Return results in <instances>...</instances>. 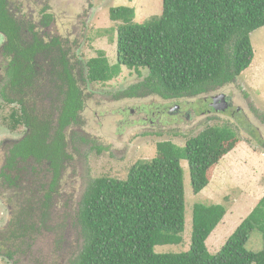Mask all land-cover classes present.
Wrapping results in <instances>:
<instances>
[{
	"label": "trees",
	"instance_id": "16d2710c",
	"mask_svg": "<svg viewBox=\"0 0 264 264\" xmlns=\"http://www.w3.org/2000/svg\"><path fill=\"white\" fill-rule=\"evenodd\" d=\"M10 1L0 0V97L18 105L8 115L9 127L23 126L24 133L6 148L0 182L21 188L14 193L19 196L3 230L4 241L15 244L42 228L53 231L54 225L46 222L57 212L64 169L73 163L76 142L86 144L89 139L74 130L83 125L80 113L87 98L74 72L80 61H74L66 40L47 32L53 21V15L45 13L47 7L34 25L30 18L17 16L19 10L9 8ZM134 16L132 7L110 8L109 19L120 22L115 63L109 64L98 49L86 62V80L109 81L121 67L138 76L146 69L147 76L119 92V99L155 94L178 100L232 84L250 66V33L264 28V0H162L158 16L141 23L133 22ZM78 74L83 82L81 68ZM234 136L229 126H209L183 146L158 142V157L134 163L124 179H93L80 199L75 226L81 249L71 264H264V195L215 253L209 252L206 240L226 214L221 203L193 204L186 251H154L156 245L182 242L180 161L187 162L192 192L199 194L208 182L206 170L226 153ZM30 171L41 179L32 180ZM254 230L262 240L258 250L249 247ZM0 254L11 258L14 252Z\"/></svg>",
	"mask_w": 264,
	"mask_h": 264
},
{
	"label": "rangeland",
	"instance_id": "374dc122",
	"mask_svg": "<svg viewBox=\"0 0 264 264\" xmlns=\"http://www.w3.org/2000/svg\"><path fill=\"white\" fill-rule=\"evenodd\" d=\"M20 13L38 25L41 10L53 15L47 32L59 36L69 44L74 61H80L74 70L79 86L87 98L80 113L82 126L74 127L89 139L76 142L72 165L63 172L57 187L56 213L53 231L31 234L26 240L4 241V232L11 209L16 205L20 189L0 182V252H14L11 258L0 254V264H71L81 249L76 230V216L82 194L95 178L124 179L136 162H151L158 157L156 144L171 141L183 146L185 142L209 126H229L235 136L230 140L218 162L206 170L208 182L199 194L190 185L187 162L184 169L185 223L180 244L156 245L157 253L183 252L189 248L191 213L194 203L223 204L226 214L206 240L210 253H215L239 222L246 217L264 195V28L250 33L253 59L236 81L211 93L178 100L163 99L149 94L141 97L120 98L119 92L141 82L146 69L138 76L133 69L121 67L119 75L109 81L90 82L87 61L98 49L104 51L109 64L115 63L116 28L120 22L109 19V10L117 6L134 9L133 22L141 23L158 16L162 0H15ZM25 17V18H26ZM42 32L41 27L36 28ZM48 37H44L46 40ZM4 41L0 34V47ZM4 61L0 55V74ZM82 70V79L78 74ZM1 88V84H0ZM224 94L231 98L230 111L210 108L212 97ZM209 112L199 114L201 110ZM17 104L5 103L0 97V168L7 141L24 133V127L10 129L8 115ZM172 112V113H169ZM254 133L252 136L251 132ZM79 133V132H78ZM262 141L259 142L258 140ZM21 164L20 168H23ZM25 170H23L24 172ZM37 174L38 172L35 171ZM33 171L29 176L40 178ZM34 187L33 182L30 183ZM7 188V189H6ZM36 195V194H35ZM4 202L6 204H4ZM8 206V207H7ZM8 208V209H7ZM256 231H252L255 233ZM251 233V234H252ZM33 238V240H32ZM259 235H251L249 247L261 248Z\"/></svg>",
	"mask_w": 264,
	"mask_h": 264
},
{
	"label": "flooded vegetation",
	"instance_id": "af4514ba",
	"mask_svg": "<svg viewBox=\"0 0 264 264\" xmlns=\"http://www.w3.org/2000/svg\"><path fill=\"white\" fill-rule=\"evenodd\" d=\"M15 0H12V1H10V3H9V8L11 7V8H13V9H17V10H20L19 8H18V6H19V2H17V4L15 5V2H14ZM17 16H19V17H24L25 15H22L21 13H20V11L17 13ZM210 98V101H209V105H210V108L212 109V110H214L213 108H212V101H211V97H209ZM225 100V101H224ZM224 100H222V99H219L217 102H216V104L218 105V107H222V110H227V112L228 111H230V109L232 108V102H231V98L230 97H228V96H226L225 97V99ZM210 110L207 108V109H205V110H201L200 112H199V114H204L205 112H209ZM173 112V111H172ZM172 112H170L169 111V113H172ZM15 141H16V139H15ZM14 140H9V141H7V143L6 144H8V145H10V144H12V143H14L15 142ZM5 152H6V149H5V151H4V157H3V164H2V167L4 166V164H5V162H6V156H5ZM2 167L0 168V171L2 170ZM7 172V171H6ZM44 173L45 172H42V175H44ZM22 186H24L25 185V183H26V179L24 178V177H22ZM38 180H40V178H37ZM8 181H4L3 182V185L5 186V187H7L8 188ZM14 186V185H13ZM6 188V189H7ZM52 195H54V194H52ZM54 199H55V197H53ZM8 209V208H7ZM9 218H8V220L7 221H5L6 222V224L8 225L9 224V222H10V215L8 216ZM54 220H55V216H50V218L47 220V222L46 223H49V224H52L53 222H54ZM6 225V226H7ZM6 228V227H5ZM4 228V229H5ZM4 229H2V230H4ZM45 230H47L46 228H42V231H45ZM41 231V232H42ZM4 232V231H3ZM39 234V233H38Z\"/></svg>",
	"mask_w": 264,
	"mask_h": 264
},
{
	"label": "water",
	"instance_id": "95a60500",
	"mask_svg": "<svg viewBox=\"0 0 264 264\" xmlns=\"http://www.w3.org/2000/svg\"><path fill=\"white\" fill-rule=\"evenodd\" d=\"M219 99H222L224 100L225 99V95L224 94H220L218 95L217 97H212L211 101H212V108L217 111L218 109H222V107H218V105L216 104V102L219 100ZM225 101V100H224Z\"/></svg>",
	"mask_w": 264,
	"mask_h": 264
},
{
	"label": "clouds",
	"instance_id": "9594fccd",
	"mask_svg": "<svg viewBox=\"0 0 264 264\" xmlns=\"http://www.w3.org/2000/svg\"><path fill=\"white\" fill-rule=\"evenodd\" d=\"M226 97V96H225ZM215 111V110H214Z\"/></svg>",
	"mask_w": 264,
	"mask_h": 264
}]
</instances>
